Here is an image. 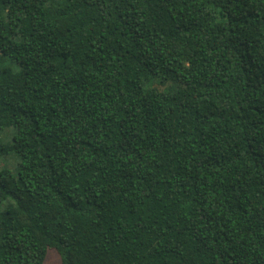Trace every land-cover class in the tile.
<instances>
[{
	"label": "trees",
	"instance_id": "trees-1",
	"mask_svg": "<svg viewBox=\"0 0 264 264\" xmlns=\"http://www.w3.org/2000/svg\"><path fill=\"white\" fill-rule=\"evenodd\" d=\"M5 155L0 264H264V0H0Z\"/></svg>",
	"mask_w": 264,
	"mask_h": 264
},
{
	"label": "rangeland",
	"instance_id": "rangeland-1",
	"mask_svg": "<svg viewBox=\"0 0 264 264\" xmlns=\"http://www.w3.org/2000/svg\"><path fill=\"white\" fill-rule=\"evenodd\" d=\"M160 87L162 88L163 85ZM6 137L7 136H5V138ZM3 167L14 170L16 167V161L14 162L11 160L8 155L0 156V169ZM43 264H61V256L54 249H50L47 251Z\"/></svg>",
	"mask_w": 264,
	"mask_h": 264
}]
</instances>
